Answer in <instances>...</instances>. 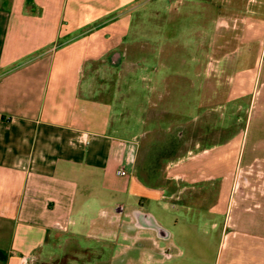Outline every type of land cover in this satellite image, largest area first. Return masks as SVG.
Listing matches in <instances>:
<instances>
[{"label":"crops","instance_id":"1","mask_svg":"<svg viewBox=\"0 0 264 264\" xmlns=\"http://www.w3.org/2000/svg\"><path fill=\"white\" fill-rule=\"evenodd\" d=\"M138 1L0 0V264H64L73 240L84 259L98 244L92 258L100 263L205 264L208 238L192 228L201 198L215 195L228 217L213 264H264V190L256 201L243 192L241 208L232 202L242 161H264V0H249L258 15L243 19L244 52L227 63L236 68L228 100H252L242 135L217 131L221 143L162 166L154 163L160 149L141 135L170 111L140 107L131 90L122 92L137 65L122 50L143 32L134 22L155 14L134 15ZM95 64L119 73L91 74ZM142 78L157 89L160 78ZM107 240L116 247L108 253L100 246Z\"/></svg>","mask_w":264,"mask_h":264},{"label":"rangeland","instance_id":"2","mask_svg":"<svg viewBox=\"0 0 264 264\" xmlns=\"http://www.w3.org/2000/svg\"><path fill=\"white\" fill-rule=\"evenodd\" d=\"M251 3L249 0H139L130 6L134 15L146 16L147 10L155 12L148 20L143 17L134 22V28L143 32L138 36L140 39H133L132 47L122 50L124 58L137 63L133 66L135 71L128 74V82L123 78L122 92L130 93L131 90L132 97L135 95L133 104L138 103L140 107L170 111V120L160 126L152 122L147 124L150 131L141 135L143 143L151 144L152 150L160 149L154 160L158 166L185 155L189 149L221 143L217 131L221 139L238 133L242 135L252 100H228L229 77L234 75L236 68L227 63L238 59L244 52V47L237 44V40L243 19L248 15H258L248 11L252 8ZM148 28L150 38L146 34ZM238 69L243 68L240 66ZM118 73L119 69L110 64L91 67V74L111 76ZM124 74L121 75L125 77ZM143 74L160 78L157 89L153 88L154 83L150 79L142 78ZM258 112L257 104L252 120L253 134H257ZM162 140L163 145H159ZM260 174H264V161H242L235 172L238 195L232 200L234 208L242 207L243 192L246 198L258 200L264 190V178H260ZM205 197L201 198L205 206L198 208L197 226L192 230L194 234L208 238L205 251L209 252L210 259L205 260V264H213L211 254L222 237L221 230L228 217L227 205L221 196L217 200L215 195L209 201ZM214 203L218 205L217 212L208 209ZM153 204L158 207L157 201ZM169 216L182 218V213L169 212ZM179 229L174 230L176 237L182 234ZM64 245L71 256L62 260L64 264H110L109 259L100 263L92 258L95 256L93 251L99 249L98 244L88 249L91 255L85 259L78 256L83 251L79 242L73 240ZM100 246L106 253L116 249L108 240L101 242ZM76 255L78 258H74Z\"/></svg>","mask_w":264,"mask_h":264},{"label":"built area","instance_id":"3","mask_svg":"<svg viewBox=\"0 0 264 264\" xmlns=\"http://www.w3.org/2000/svg\"><path fill=\"white\" fill-rule=\"evenodd\" d=\"M119 173L122 174V175H125L126 174V171L124 169H120L119 170Z\"/></svg>","mask_w":264,"mask_h":264}]
</instances>
